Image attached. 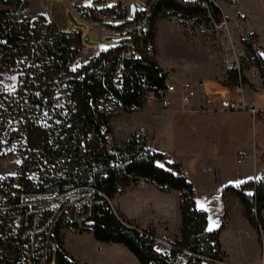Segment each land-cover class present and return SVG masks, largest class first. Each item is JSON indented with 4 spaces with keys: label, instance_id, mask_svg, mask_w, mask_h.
I'll return each instance as SVG.
<instances>
[{
    "label": "trees",
    "instance_id": "obj_1",
    "mask_svg": "<svg viewBox=\"0 0 264 264\" xmlns=\"http://www.w3.org/2000/svg\"><path fill=\"white\" fill-rule=\"evenodd\" d=\"M208 12L219 16L206 0L193 4L159 0L150 6L149 28L143 37L153 44L155 24L161 18L177 15L206 23ZM41 20L39 16L30 17L27 0H0V74H19L13 90L0 83V149L23 137L21 147L27 154L17 177L0 180V195L5 198L6 208L0 218L17 216L21 228L16 233L0 225V238L6 239H0V248L5 251L0 264H47L50 246L52 264H77L64 251V235L60 231L72 218L84 215L87 216L81 220L82 229L90 232L97 243L121 245L138 264H175L176 259L182 264L222 262L225 255L217 240L222 225L216 230L207 229V214L195 208L193 190L178 165L166 163L161 154L133 138L120 147H105L106 136L111 132V115L100 106L101 102L108 101L112 109L119 106L122 112L130 113L143 105L138 80L143 78L149 88L162 89L164 74L153 60H120L118 52L123 45L118 44L101 51L93 62L79 70L68 72L80 47L79 33L57 30L51 22L46 27ZM118 68L121 76L116 80L114 73ZM60 72H65L62 81ZM227 80L224 86H238L234 74L230 73ZM59 84H64L66 93L62 106L56 102ZM42 113L46 118H40ZM86 134L91 135L89 142L84 141ZM139 181L151 183L161 191L179 193L180 229L168 252L154 250L152 231L124 220L109 204L114 195ZM250 188L248 181L226 186L222 191L237 200L254 231L258 225L264 231V183L256 187L253 200L248 198ZM74 195L77 199L72 198ZM85 196L89 199L88 210L86 205H77L73 215L63 211L54 214L47 224L49 234L39 241L40 245H29L28 234L21 236L30 228V219L22 227L23 215L29 209L42 211L50 200H57L59 209L67 208ZM40 222L41 219L42 227Z\"/></svg>",
    "mask_w": 264,
    "mask_h": 264
},
{
    "label": "crops",
    "instance_id": "obj_2",
    "mask_svg": "<svg viewBox=\"0 0 264 264\" xmlns=\"http://www.w3.org/2000/svg\"><path fill=\"white\" fill-rule=\"evenodd\" d=\"M233 1L243 19L242 33L253 35L263 50L264 0ZM84 5L90 8L88 2ZM84 19L86 23L76 17L84 28L79 25L80 28L66 30L59 22H56L59 28H55L79 33L80 48L85 47L86 52L78 56L85 64L101 51L85 45V38L90 42L88 35L95 33L99 22L92 16ZM179 29L163 20L156 22L153 61L167 80L198 82L200 89L184 107L176 99L169 110L141 105L132 111V125L142 129L147 148L161 154L166 163L178 165L179 172L193 190L195 208L207 214V229L216 230L222 225L217 240L225 257L219 264H264V231L258 239L241 205L231 194L222 191L226 186L248 182L255 171L264 170V88L251 91L224 86L219 59L211 57L203 46H195L191 40L184 41L179 37ZM166 38L168 42L163 52L171 55L179 48L186 53L188 61L199 63H166L162 57ZM230 105L237 108L249 105L254 111H225ZM120 114L123 115L116 116L117 119L124 116V112ZM239 156L247 158L237 164ZM109 204L124 220L139 229L151 230L152 246L157 252H166L161 242L171 244L178 236L180 213L176 191H161L151 183L137 182L114 195ZM171 211L175 218L177 214L175 223L169 221ZM217 215H220L218 224L214 222ZM261 217L264 226V207ZM63 249L77 264H138L124 247L97 243L90 232L65 234Z\"/></svg>",
    "mask_w": 264,
    "mask_h": 264
},
{
    "label": "built area",
    "instance_id": "obj_3",
    "mask_svg": "<svg viewBox=\"0 0 264 264\" xmlns=\"http://www.w3.org/2000/svg\"><path fill=\"white\" fill-rule=\"evenodd\" d=\"M42 11H47V5L50 0H42ZM94 0H61L60 6L75 14L78 20L87 22L84 18L91 19V16L98 21L95 34L90 36L89 41L100 42L103 38L122 39L115 44L123 45L119 50V57L122 61L131 60H148L152 61L154 56V47L151 41L145 39L143 35L148 31V17L150 6L159 0H95L107 7L97 10L90 5V8L85 7L86 2L92 3ZM178 2L193 4L198 0H176ZM219 12V16H214L210 12L207 13L208 22L195 23L193 19L181 18L172 16L169 18L170 23H180L184 34L191 37L204 35L209 40L211 45L216 46L217 53L222 58V63L225 72V80L228 79L230 73L236 76L238 83L241 81V74L244 76L256 74L258 68L263 65L261 56L262 52L253 44L251 37H238V32L242 28V18L238 13V6L233 0H206ZM225 6V12L220 7ZM133 12L130 13V8ZM80 9V10H78ZM91 25V24H89ZM84 48H80L83 53ZM249 49V50H248ZM85 53V52H84ZM83 53V54H84ZM95 56L90 57L89 62L95 60ZM247 69V70H246ZM245 70V71H244ZM116 80L120 79L121 70L118 68L115 73ZM141 89L142 104L149 107H159L160 109L169 110L174 99L178 100L182 106L189 104L191 99L200 89V83L177 82L164 80L162 89L149 88L145 84L144 79H139L137 82ZM110 97V96H109ZM110 100L111 97H110ZM243 108H237L235 105L225 107V111H244ZM250 111L254 110L250 107ZM114 113H120L119 106L113 107ZM134 141L138 144H145L143 141L142 129L138 128L132 135ZM91 139L90 134H86L85 142ZM238 163L244 159V156H239ZM251 188L247 190L248 198L253 200L252 196L257 186L264 183V170L260 169L254 172L252 177ZM142 182V181H140ZM71 201V198H69ZM87 215L79 218H72L71 223L65 228L67 233H72L75 230L82 229L81 220ZM261 227L258 225L257 230ZM163 243V242H161ZM166 252L171 249V244L164 243ZM101 248H97L100 251ZM175 264H182L180 259L174 261ZM219 264V263H216Z\"/></svg>",
    "mask_w": 264,
    "mask_h": 264
},
{
    "label": "rangeland",
    "instance_id": "obj_4",
    "mask_svg": "<svg viewBox=\"0 0 264 264\" xmlns=\"http://www.w3.org/2000/svg\"><path fill=\"white\" fill-rule=\"evenodd\" d=\"M60 4H61V0H50V2L47 5V11L44 12V11H42V7H43V1L42 0H30V5H29V0H27V10H28V13L32 19H36L37 16L41 17V19H42L41 21H44V22L41 23V21H40L39 23H41L42 25H44L46 27H50L51 23H52V25L54 27L56 26L57 28H59L57 26L56 22H59V24H60L59 26H64L66 28V30H72L74 28H80L79 25H81V28L85 27L83 24L78 23L79 21L77 22L76 17L71 13L70 10L63 8L62 6L60 7L59 6ZM89 4L90 5L92 4L93 7L97 10H100L102 8L107 7L105 4H101L98 1H94L92 3L89 2ZM219 5L225 12L226 7L222 6L220 3H219ZM34 14H37V15H34ZM46 16L51 21V23L47 19ZM170 17H172V16L164 17V18H161L160 20H163V22H166V23H170L169 22ZM242 21H243V19H242ZM172 24L176 25L178 29L180 28L179 29V34H180L179 37H182L184 41L191 40L190 42H192L193 44L195 43L194 44L195 46H199V45L203 46V48L206 49L210 55L212 54L211 57H215V58L217 57L216 60L219 59V63H221V65H222L223 74H224L223 82H227L228 80L227 79L225 80L226 76H225V72H224L222 58L217 53L216 46L211 45V43L206 38V36L198 35L197 37H195V36L191 37L187 34L185 35L183 30H182V26L180 23H170V25H172ZM94 34L95 33L89 34L88 35L89 38H90V36H92ZM241 36L242 37H251L253 39V44L259 48V45L256 44V41H255V38L253 37V35L243 34L242 28L238 32V37H241ZM169 38L171 40L173 39L171 36H169ZM85 40H86L85 45L87 47L93 48L97 51H105L109 48H112V47H114L115 43L117 42L116 38H103L98 43L94 42V41L88 42V40L86 38H85ZM183 40L181 39V41H183ZM167 42H168V40L166 38L163 41L162 52L164 51V47H166ZM82 48H84V47H81V49ZM259 50H261V52H262L261 56L263 58H261L262 62H260V63L263 65H261L259 68L257 66H255V68L257 70L256 74H252V73L250 74V72L247 73V71L244 70L246 75L243 76L241 74V77H245V78H241V81L239 83L236 79L238 87L250 89L251 91H253V90L255 91V89H263L264 88V49L262 50L259 48ZM80 52H81V50L79 47L77 55L74 57L73 61L70 63V65L67 68L68 72H75V71L79 70V68L82 65H84V63L81 62L82 60L78 56V55H80ZM84 52H86V49L85 50L83 49V53ZM172 54H173V57H171ZM172 54L169 55V53H165V52L162 53V57L164 58V61L166 63H199L197 60L194 62L188 61V57H187L186 53L185 52L183 53L182 50L179 48H175V52ZM85 64H87V63H85ZM64 73L63 72L59 73V75H61L60 76L61 81L65 79ZM18 76H19L18 73H14L11 71L4 72V73L0 74V83L3 86V88H5L7 90H13V88L17 84ZM13 77H14V79H13ZM165 80H166V76H165ZM196 83H198V82H196ZM195 95H194V97H195ZM65 97H66V93L64 91V84H59V86L56 88V102H57L58 106L63 105V103L65 101ZM187 105H185V106H187ZM100 106H102L103 108H106V110L109 112V114L111 115L110 122H112V125H113V126H110L113 128V131L111 129L110 134L106 136L105 147L108 150L111 148L120 147L121 144H123V142L132 138L133 133L137 130V128H135V126L132 125V111L133 110L130 113H124L123 117L117 119L116 116H120L123 114L114 113L113 109H112V105L110 102H108V101L101 102ZM162 110H166V109H162ZM243 110H249L250 111V106L247 105L245 108H243ZM41 115L43 117H40V118H42V119L46 118V116H44V113H42ZM143 141L146 142L144 137H143ZM21 145H23V137H20V139L15 140V141L12 140V141L8 142L7 144L3 145L2 148L0 149V180L1 181H3L4 179H7V178L17 177L18 173H20V165L22 164V161L24 160V158L27 157V154L24 152V149L21 147ZM145 147H146V145H145ZM239 158L240 157H238L236 159L237 164H241L242 162H244L247 157H245L244 159H242V161L240 163H238L237 160ZM158 164L162 165L161 162H159ZM27 173H28V175H30V172H27ZM138 183H143V182L139 181ZM72 198L77 199V196L74 195V197H72ZM4 200H5V198L1 197V195H0V215L6 209L5 206L3 205ZM63 200L59 199L60 202H62ZM88 200H89L88 197L85 196L83 198V200H81L82 202L85 201L84 203H81V201H77L76 203H70V205L67 208H65V206H62V207H60V209H59V207H57L59 205V203H57V200H53V201L50 200L49 204H47L48 207L44 208V210H42V211L29 209L23 215L24 223H23L22 227L24 228L26 226V220L30 219L31 220L30 228H29V230L23 231L21 236L28 234L29 245L30 244L31 245H40L41 243L39 241H41L43 237L46 238L47 235L49 234V227H47V224L49 223L50 218L54 214H56V216H57L59 214V212L63 211V213H65L66 215H69L70 212L73 215V213H75V211L79 205H81V207L86 205L87 210H88ZM27 213H29L30 216L27 215ZM217 213H219V212H217ZM220 215H217V217H215V219H214L215 223L218 222L217 220H219ZM168 218H169L170 222L175 223V221L177 219V214H176V218H175V214L173 213V211H171L168 214ZM40 219H41L40 223H43L42 227H39ZM211 223H212V221L210 220V224ZM0 225H4V227H6V228H12L13 231L16 233H18L21 229L19 227V222H18L17 216L10 218L9 215H5L4 217L0 218ZM42 228H45V229L42 231ZM254 232L256 233L257 238L260 239L263 231L261 229L260 230L256 229ZM33 233L36 234L35 237H34V235L32 236ZM60 233H62L63 235H65V234H82V233H85V231L83 229H78V230L73 231L72 233H67L66 230H64V231L61 230ZM0 239L6 240L4 237H1ZM171 241H174V240H171ZM44 244H50V242L45 241ZM152 244H153V241H152ZM162 244H164V243H162ZM50 248H51V250H50L51 256H50V260L48 261L47 264H52L53 246H50ZM98 248H100V247H98ZM221 251H222V249H221ZM222 252L224 253V251H222ZM4 253H5V251L3 250V248H0V257L3 256ZM223 261H224V259L222 260V262ZM219 263H221V262H219ZM39 264H43V261H40Z\"/></svg>",
    "mask_w": 264,
    "mask_h": 264
},
{
    "label": "water",
    "instance_id": "obj_5",
    "mask_svg": "<svg viewBox=\"0 0 264 264\" xmlns=\"http://www.w3.org/2000/svg\"><path fill=\"white\" fill-rule=\"evenodd\" d=\"M132 12H133V8L131 7V8H130V13H132Z\"/></svg>",
    "mask_w": 264,
    "mask_h": 264
},
{
    "label": "snow or ice",
    "instance_id": "obj_6",
    "mask_svg": "<svg viewBox=\"0 0 264 264\" xmlns=\"http://www.w3.org/2000/svg\"><path fill=\"white\" fill-rule=\"evenodd\" d=\"M13 79H14V77H13Z\"/></svg>",
    "mask_w": 264,
    "mask_h": 264
},
{
    "label": "bare ground",
    "instance_id": "obj_7",
    "mask_svg": "<svg viewBox=\"0 0 264 264\" xmlns=\"http://www.w3.org/2000/svg\"><path fill=\"white\" fill-rule=\"evenodd\" d=\"M149 18V17H148Z\"/></svg>",
    "mask_w": 264,
    "mask_h": 264
}]
</instances>
